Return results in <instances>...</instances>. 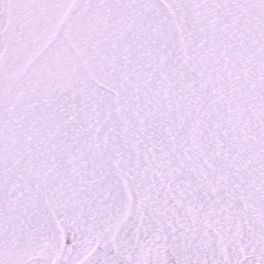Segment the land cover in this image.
<instances>
[{
	"label": "snow or ice",
	"instance_id": "1",
	"mask_svg": "<svg viewBox=\"0 0 264 264\" xmlns=\"http://www.w3.org/2000/svg\"><path fill=\"white\" fill-rule=\"evenodd\" d=\"M0 264H264V0H0Z\"/></svg>",
	"mask_w": 264,
	"mask_h": 264
}]
</instances>
